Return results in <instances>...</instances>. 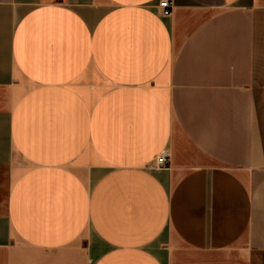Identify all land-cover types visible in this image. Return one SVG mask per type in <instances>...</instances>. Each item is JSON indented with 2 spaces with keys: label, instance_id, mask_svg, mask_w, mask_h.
<instances>
[{
  "label": "crops",
  "instance_id": "1",
  "mask_svg": "<svg viewBox=\"0 0 264 264\" xmlns=\"http://www.w3.org/2000/svg\"><path fill=\"white\" fill-rule=\"evenodd\" d=\"M158 1L0 0V264H264V0Z\"/></svg>",
  "mask_w": 264,
  "mask_h": 264
},
{
  "label": "built area",
  "instance_id": "2",
  "mask_svg": "<svg viewBox=\"0 0 264 264\" xmlns=\"http://www.w3.org/2000/svg\"><path fill=\"white\" fill-rule=\"evenodd\" d=\"M158 6L163 15H170L173 12L174 0H159ZM168 161L169 155L166 152H162L157 159V162L162 165L166 164Z\"/></svg>",
  "mask_w": 264,
  "mask_h": 264
}]
</instances>
